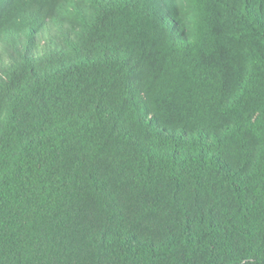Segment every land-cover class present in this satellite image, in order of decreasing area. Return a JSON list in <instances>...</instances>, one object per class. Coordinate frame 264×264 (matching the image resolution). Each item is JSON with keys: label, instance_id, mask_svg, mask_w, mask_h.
<instances>
[{"label": "trees", "instance_id": "obj_1", "mask_svg": "<svg viewBox=\"0 0 264 264\" xmlns=\"http://www.w3.org/2000/svg\"><path fill=\"white\" fill-rule=\"evenodd\" d=\"M0 264H264V0H0Z\"/></svg>", "mask_w": 264, "mask_h": 264}]
</instances>
